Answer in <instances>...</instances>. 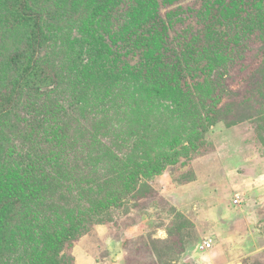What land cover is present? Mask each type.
Returning a JSON list of instances; mask_svg holds the SVG:
<instances>
[{
    "label": "rangeland",
    "instance_id": "obj_1",
    "mask_svg": "<svg viewBox=\"0 0 264 264\" xmlns=\"http://www.w3.org/2000/svg\"><path fill=\"white\" fill-rule=\"evenodd\" d=\"M29 1L51 15L37 60L58 87L23 91L0 122V201L22 202L0 264H264V0ZM128 5L146 8L134 27L157 15L156 37L120 57ZM5 13L0 93L26 43Z\"/></svg>",
    "mask_w": 264,
    "mask_h": 264
},
{
    "label": "trees",
    "instance_id": "obj_2",
    "mask_svg": "<svg viewBox=\"0 0 264 264\" xmlns=\"http://www.w3.org/2000/svg\"><path fill=\"white\" fill-rule=\"evenodd\" d=\"M233 3H235L233 1ZM3 4L6 8V13L4 14V23L9 26L12 29L21 28L25 31V40L26 43L24 47L16 48L14 51L10 52L7 57L6 61L4 62V73L8 75L14 76L13 81L10 80V82H6L4 84V88L0 93V122L2 119L6 118L14 108V105L17 103V98L20 96V94L23 91L27 92H35V93H44L48 90H53L56 87H58L57 84V77L53 75L52 72L48 71L44 66H40L38 64V55L41 51V49L44 46L45 43V35L43 31L42 22L46 18H50V13L43 11L42 9H37L33 6V3H30L29 0H3ZM123 5V4H122ZM125 15L129 19V25L127 24V21L123 22V30L125 32H131L127 38L124 39L121 37H118L119 34L115 33L112 34L114 38V42L118 43L117 41L125 42L126 48L123 50H118L117 53L114 52L109 48L112 52V55H118L123 56L125 54L130 53V49L133 46H136L135 44H129V41H132L134 39V34L137 33L139 36L141 35L143 37V40H150L152 38H155L156 36L152 34L150 31V27H152L153 24H156L155 16L151 17V14H146L145 18L153 19L152 21H149L148 26H132L133 24H138L139 21L145 15L144 10L146 9L145 6H136V7H130L128 5L125 6ZM134 8V9H133ZM115 19L114 17H112ZM112 19V20H113ZM114 21V20H113ZM146 23L143 22V25ZM147 25V24H146ZM115 27V26H114ZM128 27V31H127ZM139 27V28H138ZM122 28V27H121ZM126 29V30H125ZM133 37H132V36ZM136 38V37H135ZM138 41V39L136 38ZM187 49H184L183 52H186ZM189 51V49H188ZM99 54H102L100 51ZM176 53V52H175ZM171 60L172 63L168 64L166 67L172 68L173 66L178 70L179 73L182 74V78L187 79L188 81H194L198 76V72L201 70L200 68L193 67L192 65H189V63H181L178 61V59L175 57ZM89 59L93 58L92 55L88 56ZM93 58L90 63L96 64V61ZM123 59V58H122ZM121 59V64L123 68H129V64H125L123 60ZM105 67L100 68V74L103 79L108 78L107 75L108 72L112 71V73L116 72V64L115 61L111 59L110 65H105ZM167 70V71H168ZM170 72V71H168ZM116 74V73H115ZM115 74H113V80L115 78ZM99 75V73H98ZM103 75V76H102ZM130 75L132 76L133 73L130 72ZM92 79V77H91ZM91 81V80H89ZM86 85V84H85ZM85 85H82L85 86ZM6 88V89H5ZM80 104V103H79ZM81 105V104H80ZM51 116L53 115L51 111L49 113ZM214 125L212 122L210 126ZM111 140V139H110ZM115 143V148L119 147V142H123V140H119V136L117 138L115 137L112 140ZM4 148L1 145V139H0V162H1V156L3 154ZM10 168H8V171ZM152 172L156 173L155 170ZM32 194H34V197H36L38 194H36V191L31 192L29 195H25L26 197H32ZM22 202L21 201H11L6 200L4 202L0 201V223L2 221H7L9 219L16 218V213L21 208ZM232 206V205H231ZM109 207L110 205L105 204L104 206H101L102 210H96V214H102L105 213V215H109ZM232 207H236L235 205ZM3 226L0 225V233H5V229L2 228ZM3 231V232H2ZM2 251H0L1 254Z\"/></svg>",
    "mask_w": 264,
    "mask_h": 264
},
{
    "label": "built area",
    "instance_id": "obj_3",
    "mask_svg": "<svg viewBox=\"0 0 264 264\" xmlns=\"http://www.w3.org/2000/svg\"><path fill=\"white\" fill-rule=\"evenodd\" d=\"M239 200L240 199L238 197H235L234 200H233V204L235 206L239 205ZM210 246H211L210 242H204L203 245L200 246V248L202 250H208V248H210Z\"/></svg>",
    "mask_w": 264,
    "mask_h": 264
},
{
    "label": "crops",
    "instance_id": "obj_4",
    "mask_svg": "<svg viewBox=\"0 0 264 264\" xmlns=\"http://www.w3.org/2000/svg\"><path fill=\"white\" fill-rule=\"evenodd\" d=\"M232 203H233V200H232Z\"/></svg>",
    "mask_w": 264,
    "mask_h": 264
}]
</instances>
